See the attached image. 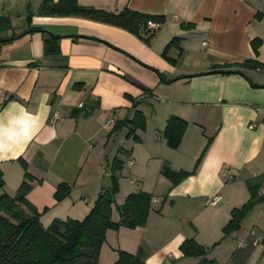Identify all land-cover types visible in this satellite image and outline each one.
I'll list each match as a JSON object with an SVG mask.
<instances>
[{"label": "crops", "instance_id": "1", "mask_svg": "<svg viewBox=\"0 0 264 264\" xmlns=\"http://www.w3.org/2000/svg\"><path fill=\"white\" fill-rule=\"evenodd\" d=\"M42 1L0 0V195L15 194L22 159L32 176L26 199L41 225L81 220L110 186L117 157L111 220L118 221L116 206L131 192H149L151 208L143 226L106 230L100 263L114 262L117 249L141 248L145 264H196L200 257L179 250L192 238L208 248L210 264H264V241L249 234L264 229V201L238 230L222 234L231 210L249 198L245 181L264 171V0H76L163 15L148 44L108 23L41 15ZM252 40L259 41L256 54ZM246 59L263 67H236ZM214 66L241 73L202 74ZM133 102L145 118V129L136 131L140 142L125 136L126 127L110 133L132 116ZM172 115L186 121L175 149L162 135ZM209 139L194 174L172 185L160 173L163 163L191 171ZM60 183L69 191L56 200ZM214 194L219 202L207 204ZM238 238L246 244L238 246ZM104 251L110 260L101 261Z\"/></svg>", "mask_w": 264, "mask_h": 264}, {"label": "trees", "instance_id": "2", "mask_svg": "<svg viewBox=\"0 0 264 264\" xmlns=\"http://www.w3.org/2000/svg\"><path fill=\"white\" fill-rule=\"evenodd\" d=\"M39 13L41 15H77L108 23L131 32L147 44L156 29L148 28L147 22L154 21L160 25L165 21L163 15L146 14L127 7L117 12L82 7L77 4L76 0H43L39 6ZM189 26L191 25H184V27ZM177 41V37L172 38L165 50L170 45L176 44ZM251 44L256 54L259 41L252 40ZM46 51L49 50L46 48ZM236 67L259 68L263 65L255 60L246 59ZM215 72L241 73L237 68L222 70L214 66L202 74ZM137 103L133 102L132 116L115 122L110 133L126 127L125 136L127 138H132L135 142L140 140L136 131L144 129L145 118L141 111L135 109ZM185 127L186 121L180 117L172 115L167 119L162 135L168 147L172 149L178 147ZM210 141L209 139L191 171L173 170L167 163H163L160 173L172 185L194 174ZM20 163L24 173L15 194L13 196L6 193L0 195V264H106L100 263L98 259L101 246L105 242L106 230H118L120 227L133 229L146 223L151 208L152 195L141 190L129 193L124 202L116 206L119 215L117 222H113L110 218L114 194L118 191L117 172L122 168L121 160L115 157L110 167V186L101 189L83 219H54L47 227H43L39 221L40 212L26 199V194L31 188L32 176L26 171V163L22 159H20ZM263 180L264 177L261 175L245 181L249 198L240 207L231 210L230 218L222 228L223 237L238 230L240 222L247 212L256 203L264 201V195L259 194V187ZM2 186L3 180L0 172V187ZM68 191L69 186L60 183L56 186L54 198L60 200ZM163 203L164 199L157 209L158 212L161 211ZM179 250L184 257H200L201 259L196 264L212 262L205 257L208 248L201 246L192 238L183 240L179 245ZM116 252V260L109 264H145L141 248L135 253L121 249H117Z\"/></svg>", "mask_w": 264, "mask_h": 264}, {"label": "built area", "instance_id": "3", "mask_svg": "<svg viewBox=\"0 0 264 264\" xmlns=\"http://www.w3.org/2000/svg\"><path fill=\"white\" fill-rule=\"evenodd\" d=\"M147 26H148V28L154 29V28L157 27V23L154 22V21H148L147 22ZM78 107H82V104H78ZM57 117H58V114H57V112H55L53 114V116H52L51 121H53ZM110 120L111 119H109L108 121L110 122ZM250 127H253V124H251ZM223 173L227 174V171L224 170ZM262 175L264 177V171L262 172ZM259 194L260 195H264V180H263V182L261 183V185L259 187ZM220 198H221V196L219 194H214V195L208 196L205 199V202L207 204H210V205H215V204H217L219 202ZM249 234L253 238V241L255 243H260V242L264 241V229H259V230L251 229L249 231ZM245 244H246V241H245L244 238H238V240H237V245L238 246H244Z\"/></svg>", "mask_w": 264, "mask_h": 264}, {"label": "rangeland", "instance_id": "4", "mask_svg": "<svg viewBox=\"0 0 264 264\" xmlns=\"http://www.w3.org/2000/svg\"><path fill=\"white\" fill-rule=\"evenodd\" d=\"M144 129H145V125H144ZM143 129V130H144ZM141 130V129H140ZM132 139V138H131ZM138 142H140V140L138 141ZM149 193V192H148ZM164 199V201H165V198H163ZM160 200V199H159ZM162 200V199H161ZM160 204H161V201L159 202ZM164 204V203H163ZM115 216V215H114ZM44 225V224H43ZM45 226V225H44ZM139 227V226H138ZM134 229V228H133ZM104 253H105V257H103L104 259H106V260H104V259H101V261H107L108 259L110 260V258H108L109 256H106L107 255V253L104 251ZM117 255V254H116Z\"/></svg>", "mask_w": 264, "mask_h": 264}, {"label": "water", "instance_id": "5", "mask_svg": "<svg viewBox=\"0 0 264 264\" xmlns=\"http://www.w3.org/2000/svg\"><path fill=\"white\" fill-rule=\"evenodd\" d=\"M168 263V262H167Z\"/></svg>", "mask_w": 264, "mask_h": 264}]
</instances>
